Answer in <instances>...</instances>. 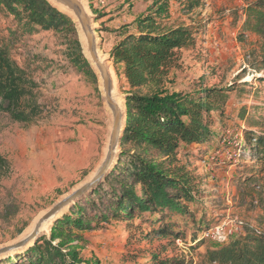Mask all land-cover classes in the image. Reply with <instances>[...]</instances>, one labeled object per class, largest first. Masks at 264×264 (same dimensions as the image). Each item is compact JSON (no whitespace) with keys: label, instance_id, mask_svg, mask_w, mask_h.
<instances>
[{"label":"rangeland","instance_id":"374dc122","mask_svg":"<svg viewBox=\"0 0 264 264\" xmlns=\"http://www.w3.org/2000/svg\"><path fill=\"white\" fill-rule=\"evenodd\" d=\"M97 1L93 4L99 16L96 24L103 30L99 33L101 49L107 54L113 43L108 34L115 31L106 30L125 22L127 30L134 32L137 17L154 2L167 9L165 28L191 26L195 30L194 46L176 53L166 85L169 92L190 95L215 86L235 89L243 82L252 84L246 89L249 93H230L222 122L213 114L216 140L203 158L192 153L193 147L181 146L179 150L180 163L201 185L194 218L211 224L201 235L203 243L195 246L190 241L197 234L193 224L182 218L168 221L186 225L184 240L156 236L152 230L158 227L157 217L151 225L137 217L127 222L110 220L82 233L84 242L79 243L82 257L94 258L100 264H156L160 260L201 264L206 250L241 235L234 220L244 223L243 231L252 230L262 214L253 201L260 197L254 186L264 183V158L251 155L244 146L243 126L236 117L240 106L245 105L251 113L264 102V84L254 83L256 75L264 72V66L259 65L261 41L249 34L239 38L244 9L251 0H200L199 8L188 14L182 10L181 0ZM0 45L9 47L13 62L34 84L32 99L39 108L28 127L0 116V155L9 164L0 180L1 246L16 239L40 212L94 169L109 117L97 81L86 79L73 65L82 55L77 34L67 30L20 35L13 18L0 11ZM113 69L121 92L123 78ZM118 70L121 72V67ZM255 89L261 91L257 101ZM224 170L227 176L222 174ZM17 255L1 258L0 264H20Z\"/></svg>","mask_w":264,"mask_h":264},{"label":"trees","instance_id":"16d2710c","mask_svg":"<svg viewBox=\"0 0 264 264\" xmlns=\"http://www.w3.org/2000/svg\"><path fill=\"white\" fill-rule=\"evenodd\" d=\"M88 1L93 14H97L92 0ZM180 6L188 14L199 8L200 0H181ZM0 11L13 18L20 35L67 30L76 34L72 21L45 0H0ZM167 16L161 2L152 3L136 19L135 31L129 32L125 26L109 51L117 75L123 78L125 87L121 92L127 96V118L117 164L96 190L55 222L49 240L41 238L16 256L20 264H100L94 258L82 257L81 234L94 231L110 220L127 222L134 217L143 218L150 225L157 217L158 227L152 233L173 241L184 240L186 225L179 226L168 219L189 220L197 234L190 241L195 246L203 243L201 235L211 224L194 218L202 195L201 185L180 163L179 150L181 146L193 147L192 153L203 158L216 140L213 114L222 122L230 93L234 90L239 95L249 93L246 89L252 84L243 82L235 89L215 86L190 95L169 92L166 85L176 53L194 46L196 32L191 26L165 28L163 19ZM14 33L18 32H10L9 36ZM248 34L261 41L259 65L263 67L264 0H251L244 9L239 38ZM73 65L86 79L96 83L81 54L73 60ZM254 83L264 84V72L256 75ZM33 88L24 70L11 59L9 47L0 45V116L12 123L30 126L39 113L32 99ZM254 91L257 101L261 91ZM262 105L252 108V114L242 105L236 113L243 126L244 146L251 155H258V159L264 158V102ZM8 169L7 160L0 155V180ZM254 187L260 194L256 200L262 210L257 227L206 250L201 264H264V183ZM156 264L183 262L160 260Z\"/></svg>","mask_w":264,"mask_h":264},{"label":"water","instance_id":"95a60500","mask_svg":"<svg viewBox=\"0 0 264 264\" xmlns=\"http://www.w3.org/2000/svg\"><path fill=\"white\" fill-rule=\"evenodd\" d=\"M45 1L70 19L74 25L82 55L96 78L104 109L109 117L107 131L101 157L94 169L49 208L40 212L16 239L1 245L0 259L26 251L41 238L46 237L49 240L55 222L62 218L74 204L87 197L105 181L121 154V139L127 118L125 105L127 96L119 90L110 55L101 49L102 39L99 36L100 28L96 24L97 16L92 13L88 0ZM101 53L106 56L105 59ZM46 227L49 228L48 233H42Z\"/></svg>","mask_w":264,"mask_h":264},{"label":"crops","instance_id":"0c3cea01","mask_svg":"<svg viewBox=\"0 0 264 264\" xmlns=\"http://www.w3.org/2000/svg\"><path fill=\"white\" fill-rule=\"evenodd\" d=\"M95 1L98 2L97 0H92V4H94ZM151 2H152V1H151ZM151 5H152V4H151ZM149 7H150V6H149ZM149 7H148V8H149ZM148 8H147V9H148ZM145 13H146V11H145ZM145 13H143V14H145ZM143 14H141V15H143ZM95 15L97 16V14H95ZM141 15H139V16H141ZM139 16H138V17H139ZM97 17H98V16H97ZM138 17H137V18H138ZM123 20H124V19H123ZM117 21H120V18L117 19ZM113 22H114V21H112L111 24H112ZM124 24H126V23L123 22L122 25H121L119 28H116V29H115V28H114V29H111V28L109 29V28H108V30H106V31H109L110 33L113 32V31H115V32H113L111 35L108 34L109 38H111V37L113 36V38H112V39H113V43H112V45H111L110 47H112V46H113V45H114V44L120 39V35H121L120 32H121V30H123V28L125 27ZM108 27H109V26H108ZM99 28H100V30L102 29L101 27H99ZM99 33H100V31H99ZM110 49H111V48H110ZM109 51H110V50H109ZM224 168L226 169V167H224ZM222 174H225L226 176L228 175L227 171H225V170L222 172ZM251 228H253V227H251Z\"/></svg>","mask_w":264,"mask_h":264},{"label":"built area","instance_id":"2783aa9c","mask_svg":"<svg viewBox=\"0 0 264 264\" xmlns=\"http://www.w3.org/2000/svg\"><path fill=\"white\" fill-rule=\"evenodd\" d=\"M256 189L258 190V187H256ZM253 203L256 204V203H257V200L254 199ZM230 223H231V222H230ZM233 223H234L235 227H237L238 230H239V231L241 230V233H243L244 223H243L242 221L238 220V219L234 220ZM225 225L227 226L228 224H225ZM222 228H223V227H221V229H222Z\"/></svg>","mask_w":264,"mask_h":264},{"label":"bare ground","instance_id":"6f19581e","mask_svg":"<svg viewBox=\"0 0 264 264\" xmlns=\"http://www.w3.org/2000/svg\"><path fill=\"white\" fill-rule=\"evenodd\" d=\"M70 15H71V14H70ZM101 55L103 56V59L106 58V56H104V54L101 53ZM110 72H111V74H112V70H111V69H110ZM118 101L121 102V99L118 98ZM48 231H49V228L46 227V228L43 229L42 233H45V234H46V233H48ZM24 252H25V251H24ZM22 253H23V252H22ZM19 254H21V253H19Z\"/></svg>","mask_w":264,"mask_h":264}]
</instances>
